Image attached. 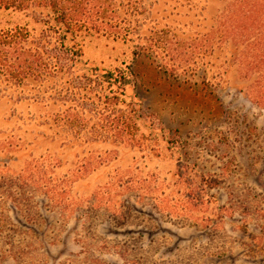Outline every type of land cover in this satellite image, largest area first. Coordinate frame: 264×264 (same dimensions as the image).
<instances>
[{
    "label": "rangeland",
    "instance_id": "obj_1",
    "mask_svg": "<svg viewBox=\"0 0 264 264\" xmlns=\"http://www.w3.org/2000/svg\"><path fill=\"white\" fill-rule=\"evenodd\" d=\"M228 1L198 0L174 21L180 39L198 40L179 52L209 62L206 79L173 78L129 42L79 36L85 62L136 76L133 144L68 137L47 111L0 101V264H264L260 86L234 46L202 48ZM33 17L0 6V31L39 30Z\"/></svg>",
    "mask_w": 264,
    "mask_h": 264
},
{
    "label": "trees",
    "instance_id": "obj_2",
    "mask_svg": "<svg viewBox=\"0 0 264 264\" xmlns=\"http://www.w3.org/2000/svg\"><path fill=\"white\" fill-rule=\"evenodd\" d=\"M197 1L0 0L5 10L33 14L39 29L0 31V101L14 111L24 105L47 111L68 137L135 143L144 128L142 102L130 92L136 76L130 67L106 70L85 62L78 38L96 33L123 40L134 44L135 58L159 61L173 78L202 71L206 79L210 63L199 66L200 57L190 60L194 55L179 52L182 43L192 50L198 40L184 42L178 34L186 26L174 22L183 19L186 7L194 12ZM212 21L208 32L217 40L202 48L239 50L245 72L260 86L258 103L264 104V0H229Z\"/></svg>",
    "mask_w": 264,
    "mask_h": 264
}]
</instances>
